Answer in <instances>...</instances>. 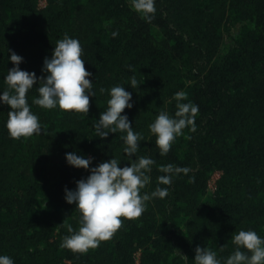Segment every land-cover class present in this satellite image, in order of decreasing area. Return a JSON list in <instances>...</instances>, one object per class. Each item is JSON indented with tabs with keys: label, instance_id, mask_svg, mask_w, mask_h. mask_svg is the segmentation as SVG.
I'll list each match as a JSON object with an SVG mask.
<instances>
[{
	"label": "trees",
	"instance_id": "1",
	"mask_svg": "<svg viewBox=\"0 0 264 264\" xmlns=\"http://www.w3.org/2000/svg\"><path fill=\"white\" fill-rule=\"evenodd\" d=\"M155 7L149 22L131 0H0V91L13 66L8 49L39 77L67 33L80 42L96 92L87 114L44 109L32 103L37 82L26 95L42 132L19 139L6 128L9 106L0 104V255L15 264H185L180 254L194 264L197 245L223 264L240 229L264 236V0H155ZM117 84L132 93L124 112L144 136L136 155L155 161L141 191L155 189L161 165L190 171L161 184L167 196L146 201L140 217H121L110 239L73 252L60 244L67 224L78 230L80 212L64 188L89 172L70 166L65 153L93 157L90 167L111 156L129 163L121 133L100 138L92 127L110 98L99 88ZM178 90L199 106L197 127L183 129L161 155L148 125L161 110L175 113Z\"/></svg>",
	"mask_w": 264,
	"mask_h": 264
},
{
	"label": "clouds",
	"instance_id": "2",
	"mask_svg": "<svg viewBox=\"0 0 264 264\" xmlns=\"http://www.w3.org/2000/svg\"><path fill=\"white\" fill-rule=\"evenodd\" d=\"M133 9L146 21L154 19L156 12L155 0H131ZM115 37L117 32H113ZM8 56L13 64L4 77L7 88L0 91V104L9 106L6 128L12 138L29 137L42 132L38 116L31 111L27 93L39 82L36 89L38 96L32 98V103L44 109L59 107L65 111L87 114L89 98L96 96L93 91V81L88 77L93 75L85 66L82 58V47L77 38L65 33L62 39L56 41L51 57L45 56L41 68V76L34 71L21 69L23 57L11 49ZM131 67V66H129ZM131 87L138 86L133 75L130 78ZM108 92L106 110L99 113L92 127L95 136L106 138L110 133H121L123 152L127 154L129 163L124 166L121 161L111 156L91 166L93 157L78 154L76 151L65 153L66 162L73 167L88 170L89 174L75 181V187L64 188V199L69 204H75L80 212L78 230L67 224L69 235H65L60 247L73 252L85 253L90 248H96L101 241L110 239L123 223V218L133 219L142 215L146 201L154 197L164 198L169 188L160 185H171L177 174H187L190 169L184 166L168 163L160 166L163 175L157 177V185L149 194L142 192L151 181L150 173L155 161L149 156H137L143 141V133L134 131L132 122L125 108L131 109L134 101L132 93L117 84L110 89L99 88L100 93ZM184 90L173 94L176 111L170 115L167 110H161L148 125L151 134L156 137V145L161 155H166L172 142L183 134L186 127L196 130V114L199 106L187 99ZM123 113V114H122ZM236 246L234 251L223 259V264H264V236L258 235L253 229H240L231 236ZM188 264V256L180 254ZM194 264H221L215 250L197 245L195 247ZM0 264H15L9 255H0Z\"/></svg>",
	"mask_w": 264,
	"mask_h": 264
},
{
	"label": "rangeland",
	"instance_id": "3",
	"mask_svg": "<svg viewBox=\"0 0 264 264\" xmlns=\"http://www.w3.org/2000/svg\"><path fill=\"white\" fill-rule=\"evenodd\" d=\"M41 5H44V1L41 2ZM226 41L229 42V37L228 35L226 36ZM220 176V173H214L212 178H211V181H210V184H209V192L210 193H213L215 191V187H216V181L217 179L219 178Z\"/></svg>",
	"mask_w": 264,
	"mask_h": 264
}]
</instances>
